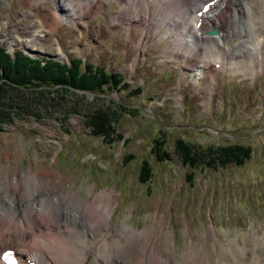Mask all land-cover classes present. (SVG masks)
Instances as JSON below:
<instances>
[{
  "label": "rangeland",
  "instance_id": "1",
  "mask_svg": "<svg viewBox=\"0 0 264 264\" xmlns=\"http://www.w3.org/2000/svg\"><path fill=\"white\" fill-rule=\"evenodd\" d=\"M104 4L97 14L83 13L78 26L66 18L53 31L45 27L49 20L45 26L41 21L59 10L57 0H0V45L12 55L19 49L66 63L80 58L123 73L126 82L124 88L105 87L99 98L67 92L36 100L21 94L12 121L0 127V174L58 172L65 180L59 190L83 197L88 195L83 188L113 189L119 199L110 223L123 240V223L131 233L158 228L163 217L168 233L160 239L161 252L181 257L198 250L219 264L223 254L234 260L238 247L245 261L264 264V62L256 60L252 70L220 69L215 61L206 68L200 52L188 61L173 57L175 34L155 30L142 45L140 28L115 26L119 3ZM257 31L263 38L264 28ZM236 42L231 36L225 45ZM222 54L214 49L208 58ZM135 88L139 91L131 93ZM101 106L117 112V133L110 141L92 134L86 122L87 114ZM179 138L203 148L243 144L251 147V155L241 165L210 159L211 165L194 170L189 183L190 170L175 152ZM155 140L163 142L169 160L158 159ZM144 161L153 172L146 183L139 179ZM93 258L89 255L87 264Z\"/></svg>",
  "mask_w": 264,
  "mask_h": 264
},
{
  "label": "bare ground",
  "instance_id": "2",
  "mask_svg": "<svg viewBox=\"0 0 264 264\" xmlns=\"http://www.w3.org/2000/svg\"><path fill=\"white\" fill-rule=\"evenodd\" d=\"M116 1L120 9L114 11L113 20L117 24H113L117 28L131 27V31L140 28L142 45L151 32L163 30L164 34H175L173 57L188 61L200 52L207 61L203 64L206 68L215 61L221 64L220 69L235 65L252 70L255 65L251 67V64L256 60L264 62V36L257 31L264 28V0H218L203 16L202 31L195 25L196 16L210 0ZM104 2L111 0H57L59 10L41 22L45 26L49 20L45 27L53 31L66 18L72 19L71 22L64 21L78 26L83 13L91 9L95 14L101 12ZM210 29H217L219 33L208 35ZM231 36L238 38V42L228 48L225 44ZM214 49L221 51L222 57L209 59ZM212 72L216 74L218 69ZM214 82L215 79L210 80L211 84ZM64 182L58 172L45 173L44 169L27 172L15 169L0 174V255L13 245L10 248L19 249L25 264L33 261L35 264H87L89 255H94L90 264H213L206 253L201 255L198 250L181 257L173 256L171 250L161 252L160 239L168 233V224L160 216L156 222L158 228L127 233L129 226L123 223L121 233L125 239L115 237V226L110 219L119 199L116 192L105 189L95 193L93 187L83 188L88 194L83 197L75 191L59 190L62 188L59 183L64 185ZM97 242L98 247H92ZM234 251V260L226 259L223 254L219 264H260V261H245L246 254L240 248ZM236 255H240L239 260H235ZM0 264H3L1 260Z\"/></svg>",
  "mask_w": 264,
  "mask_h": 264
},
{
  "label": "trees",
  "instance_id": "3",
  "mask_svg": "<svg viewBox=\"0 0 264 264\" xmlns=\"http://www.w3.org/2000/svg\"><path fill=\"white\" fill-rule=\"evenodd\" d=\"M125 77L120 72H110L104 66L93 63H85L82 59H72L69 63L48 57H33L23 51H16L14 55L0 45V127L12 121L13 109L18 105L21 94L33 95L36 100L41 95L49 94L65 95L70 92L91 93L98 95L105 87L114 89L124 88ZM139 88L131 90L137 93ZM63 93V94H62ZM21 99V98H20ZM124 110H136L120 105ZM117 112L101 106L95 111L87 114V125L91 133L103 136L106 140H112L117 133ZM124 139L122 134L120 140ZM127 139L125 140L126 143ZM156 151L159 160H169L170 154L162 148L163 142L155 140ZM175 152L180 156L183 164L189 168V183L194 182L195 173L200 164L211 165L210 159L227 165L235 163L241 165L251 155V147L238 143H230L221 146H209L203 148L199 145L179 138L176 141ZM130 158L132 156L130 155ZM124 161V160H123ZM128 159L125 158V162ZM153 175L148 161H144L139 179L146 183Z\"/></svg>",
  "mask_w": 264,
  "mask_h": 264
},
{
  "label": "water",
  "instance_id": "4",
  "mask_svg": "<svg viewBox=\"0 0 264 264\" xmlns=\"http://www.w3.org/2000/svg\"><path fill=\"white\" fill-rule=\"evenodd\" d=\"M210 33H211V34H216L217 31H216V30H213V31H211Z\"/></svg>",
  "mask_w": 264,
  "mask_h": 264
}]
</instances>
